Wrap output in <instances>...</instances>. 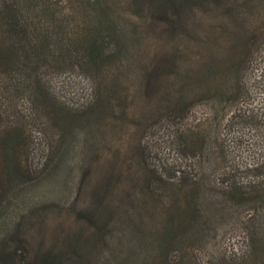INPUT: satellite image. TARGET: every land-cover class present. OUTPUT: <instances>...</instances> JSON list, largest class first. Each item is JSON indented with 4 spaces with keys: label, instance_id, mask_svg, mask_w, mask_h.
Masks as SVG:
<instances>
[{
    "label": "rangeland",
    "instance_id": "1",
    "mask_svg": "<svg viewBox=\"0 0 264 264\" xmlns=\"http://www.w3.org/2000/svg\"><path fill=\"white\" fill-rule=\"evenodd\" d=\"M53 1L58 10L72 13L77 9L75 0ZM227 1L206 0V7L195 12L198 22L228 23L221 10L235 3L239 10L245 9L244 23H264L263 4L246 10L242 0ZM115 5L121 16L132 15L136 20L125 3L119 0ZM79 24L65 23L70 29ZM260 38L262 42L253 46L251 59L245 64L243 90L238 95L220 99L193 96L179 117L153 116L146 122L139 115L123 114V107L139 104L136 99L132 103L127 100L124 106L115 100L110 110L93 120L88 106L96 97L89 76L77 67L56 68L41 61L36 75L42 103H32L26 92L7 102L0 93V110L4 111L0 133L7 125L18 128L23 173L18 182L14 179L7 185L0 160V237L18 218L42 210L37 222L26 224L24 244L12 242L11 247L69 249L73 239L83 234L94 242L99 234L95 227L103 223L112 243L110 237L117 230L114 218L123 208L129 214L135 205L123 192H132V199L140 196L138 186L128 184L124 175L129 167L137 174L146 167L148 172L161 171L174 181L178 175L184 176L179 184L173 182L174 186L164 188V196L143 210L152 213L151 218H143L151 230L160 223L163 210L173 205L167 193L182 185L177 193L182 202L187 186L195 187L196 221L202 224V231L192 236L188 232L171 244L170 259L180 258L189 264L237 261L247 246L248 219L264 217V195L252 196L255 189L264 190V32ZM123 86L121 93L130 97L132 85L125 81ZM177 125L187 130L183 135L189 144L177 143L171 136ZM192 139L196 142L191 143ZM138 150L140 155L136 156ZM138 157L144 166L137 163ZM251 183L252 188L246 186ZM233 184H243V198L230 197ZM114 204L122 209L113 215ZM130 241L136 243L133 238ZM151 246L149 241L140 249Z\"/></svg>",
    "mask_w": 264,
    "mask_h": 264
},
{
    "label": "trees",
    "instance_id": "2",
    "mask_svg": "<svg viewBox=\"0 0 264 264\" xmlns=\"http://www.w3.org/2000/svg\"><path fill=\"white\" fill-rule=\"evenodd\" d=\"M75 1L79 10L67 13L56 9L53 0H0V93L4 100L11 102L18 93L26 92L32 103H42L36 69L46 60L51 67H77L89 76L96 97L88 106L93 120L110 110L115 100L124 106L127 100L132 103L135 99L139 104L123 107V114L139 115L143 122L153 116L179 117L193 96L220 99L238 95L243 90L245 64L251 59L253 46L262 42L264 32V23H244L245 9L239 10L235 3L221 10L228 23H200L195 12L206 7V0H120L136 15L135 21L132 15L118 13L115 2L119 0ZM256 3L264 6V0H242L241 6L250 10ZM65 23L81 24L70 29ZM125 81L133 87L130 97L121 93ZM3 112L0 110V117ZM9 126L0 133V160L7 185L23 176L18 153L20 133L17 127ZM173 128L174 140L189 144L183 135L187 130L178 125ZM138 159L137 163L144 166ZM130 168L124 179L138 186L140 196L132 199V192H123L130 201L135 200V205L132 213L123 208L120 219L114 218L117 233H112V243L102 229L103 223L95 227L99 234L94 242L83 234L73 239L69 249L37 246L28 250L22 246L28 235L25 226L40 219L42 210H36L18 218L0 237V264L12 260L19 264H189L180 258L170 259L168 249L188 232L192 236L202 231V224L196 221L194 185H186L182 202L177 195L182 185L167 193L173 205L163 210L160 223L151 230L144 219L151 218L152 213L143 210L164 196V188H171L173 182L179 184L184 176L178 175L174 181L161 171L153 174L142 167L137 174ZM253 183L246 186L252 188ZM242 188L243 184H233L230 197L243 198ZM252 194L253 198L262 196L264 190L255 189ZM120 209L114 204L110 213ZM248 220L246 249L230 264H264V217ZM149 241L151 247L140 249ZM12 242L23 244L17 249L11 247Z\"/></svg>",
    "mask_w": 264,
    "mask_h": 264
}]
</instances>
